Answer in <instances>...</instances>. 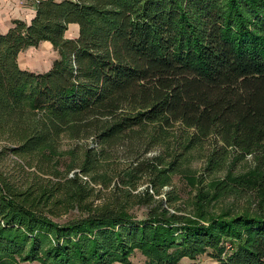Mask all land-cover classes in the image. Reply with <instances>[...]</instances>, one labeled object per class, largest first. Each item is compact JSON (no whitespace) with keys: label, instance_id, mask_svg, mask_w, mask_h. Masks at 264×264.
<instances>
[{"label":"trees","instance_id":"trees-1","mask_svg":"<svg viewBox=\"0 0 264 264\" xmlns=\"http://www.w3.org/2000/svg\"><path fill=\"white\" fill-rule=\"evenodd\" d=\"M44 42L50 70L23 69ZM64 134L91 144L61 170ZM208 139L205 176L226 175L197 219L171 213L156 196ZM0 142L22 164L0 171V264H264V0H39L0 33ZM224 194L248 206L206 212Z\"/></svg>","mask_w":264,"mask_h":264},{"label":"rangeland","instance_id":"rangeland-1","mask_svg":"<svg viewBox=\"0 0 264 264\" xmlns=\"http://www.w3.org/2000/svg\"><path fill=\"white\" fill-rule=\"evenodd\" d=\"M39 0H0V33L2 27L5 26H13L14 21H26L28 23L30 17L32 16L33 10L35 11V7ZM76 29L70 27L67 38H75L78 36ZM5 34V33H2ZM58 58V52L53 46L49 43H43L38 48H31L23 52L20 56L19 63L23 69L30 70L32 72H45L51 66L53 61ZM176 134H172L170 140L172 143L181 140V137L178 135L181 131V128H176ZM177 139V140H176ZM212 139H208L205 141L204 146L196 147L184 157L182 163L180 164V171L173 174L171 177L170 185H167L162 188L161 194L156 196L157 199H162L166 201L169 199V196L172 197L171 203L165 204V208L169 210L171 213L180 214L181 216L197 219L198 210H197V196L202 191L205 190L206 193H210L211 196L214 194V189L211 188L218 182L222 180L226 171L220 172L218 174H213L209 176H205L204 170L208 163V158L211 156V152L214 150L212 147ZM61 146L58 151V155L56 157V161L58 163L61 162L60 169H64L66 166L71 165L74 161L82 159V149H79L82 144H91V141H76L71 139L67 134L62 136V140L60 141ZM7 142H0V171L7 172L11 175H17L19 170V165L21 161L18 160L17 157L13 156L11 153H6L4 148L8 146ZM175 146V144H174ZM73 150L76 151V155L73 156ZM159 152H151L148 156H155ZM231 153V151L229 150ZM123 153H118L119 157H123ZM237 154H232L227 170L232 164L234 160V156ZM250 160V157L248 158ZM60 161V162H59ZM116 164V163H115ZM118 164V163H117ZM116 164V165H117ZM55 165V164H54ZM245 162H241L237 166V173L243 172ZM115 167V166H114ZM124 168V166H121ZM27 171H30L27 169ZM78 171V169H75ZM70 172L69 174H73ZM236 173V174H237ZM21 175V173H19ZM19 176V175H18ZM195 177V179L191 178ZM115 184V182H114ZM114 184L109 189H104L99 186H94L97 190L95 193L94 201L95 204H99L101 201H109L110 198L113 197L112 189ZM147 187L145 184H140L138 188V192L144 190ZM151 193H154L151 191ZM168 194V195H167ZM100 197L98 199L97 197ZM206 206V212L219 215L225 211L231 210L234 213L242 211V209L248 206V202L246 201H237V198L229 195L221 196L219 199L213 201L212 203H202V205ZM239 208V209H238ZM241 209V210H240ZM254 209V208H253ZM137 216L143 217V214L146 213L145 208L134 209ZM77 212H72L66 215L61 220H67L75 217ZM226 249L231 250V245L226 244ZM132 264H144V257L140 252H136L131 258ZM22 264H39V263H22ZM181 264H218V261L212 259L208 255H204L199 257L197 260H189L183 259Z\"/></svg>","mask_w":264,"mask_h":264},{"label":"crops","instance_id":"crops-1","mask_svg":"<svg viewBox=\"0 0 264 264\" xmlns=\"http://www.w3.org/2000/svg\"><path fill=\"white\" fill-rule=\"evenodd\" d=\"M34 15H35V11L33 10V13H32V16L30 17V21L28 22V23H30L31 22V20L34 18ZM21 21H23V20H21ZM23 22H26V21H23ZM13 25V24H12ZM12 26L10 25V26H3L2 27V30H1V33H6L10 28H11ZM71 28H73V29H76V31L78 32V26L77 25H71L70 26ZM76 34H78V33H76ZM44 43H48V42H44ZM43 44V43H42ZM50 44V43H49ZM52 67V66H51ZM50 67V68H51ZM50 68L48 69V70H50ZM48 70H46L45 72H47ZM39 73H41V72H39ZM42 73H44V72H42Z\"/></svg>","mask_w":264,"mask_h":264}]
</instances>
